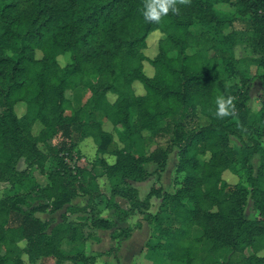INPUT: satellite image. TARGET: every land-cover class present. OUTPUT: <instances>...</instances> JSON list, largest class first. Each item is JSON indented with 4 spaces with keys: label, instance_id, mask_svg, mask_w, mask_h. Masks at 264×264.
Wrapping results in <instances>:
<instances>
[{
    "label": "trees",
    "instance_id": "obj_1",
    "mask_svg": "<svg viewBox=\"0 0 264 264\" xmlns=\"http://www.w3.org/2000/svg\"><path fill=\"white\" fill-rule=\"evenodd\" d=\"M144 2L0 0V264H95L102 253L86 252L87 242L98 240L94 232L111 231L116 243L127 240L132 228L117 224L135 214L157 240L147 248L148 256L158 257L153 263L264 264V110L254 119L260 127L247 124L248 62L232 52L244 38L264 88V0H177L179 12L159 22L145 21ZM236 20L247 29L236 31ZM194 27L201 32L193 34ZM155 31L161 38L149 59L146 39ZM67 55L61 66L58 58ZM145 61L154 69L151 77ZM135 82L142 95L133 90ZM76 89L89 97L67 114L66 92ZM218 96L234 97L231 116H216ZM18 104L24 106L21 116ZM98 116L113 125L117 141ZM36 123L41 129L33 135ZM244 124L255 137L235 146L230 136ZM88 137L96 145L90 170L71 164L77 144ZM51 140L42 153L39 145ZM151 145L156 148L147 154ZM174 149L175 171L183 175L175 191L152 187L141 199L132 182L159 180ZM253 155H259L255 175ZM21 158L26 167L19 171ZM96 165L104 169L109 193L99 187ZM34 171L45 186L37 184ZM225 171L241 182L229 184ZM77 197L87 202L83 217L71 221L68 216L80 211L70 205ZM153 197L160 202L151 213ZM248 200L251 218H245ZM102 203L111 216L102 217ZM64 207L61 222L50 229L36 216ZM247 249L249 255L234 259Z\"/></svg>",
    "mask_w": 264,
    "mask_h": 264
},
{
    "label": "rangeland",
    "instance_id": "obj_2",
    "mask_svg": "<svg viewBox=\"0 0 264 264\" xmlns=\"http://www.w3.org/2000/svg\"><path fill=\"white\" fill-rule=\"evenodd\" d=\"M218 9H221L223 11H230V8L226 5H219L217 6ZM248 25L241 20H236L233 23V28L236 31H245L247 29ZM193 34H198L201 32V29L199 27L192 28ZM161 38V34L158 31L152 32L146 39L147 47L144 51L145 56L147 58H153L157 52H158V41ZM233 55L235 58L240 60H245L248 62L247 64V72H246V79L245 82L246 88L248 89L249 93V113L247 117V124L252 127H260L255 122L256 115L264 110V88L261 84L260 79L258 78V75L256 73V67L253 63L250 62L251 59H253L255 56L252 55L250 52V49L245 42L244 38H241L237 41V43L233 46ZM37 56H40V53H36ZM59 64L61 66H64L66 63L69 62V56L59 57L58 58ZM145 66L147 67V73L149 75L154 74L153 67L147 62H144ZM148 75V74H147ZM150 77V76H149ZM237 83L238 79L235 80ZM133 90L136 91L139 89V84L137 82L133 83ZM140 91V90H139ZM143 91V90H141ZM66 97L68 98L69 105L67 108V114H70L71 111L78 109L81 107L84 102L89 97V92H87L84 89H76L74 91H68L66 92ZM108 99L113 102L115 99L114 95H109ZM15 111L18 116L23 115L24 113V106L22 104H18L15 107ZM99 119H101V116H98ZM102 120V119H101ZM102 129L111 134L113 136V139L115 141L118 140V135L116 129H114L113 125L105 120H102ZM41 129V125L35 124L32 127V133L33 135H37ZM246 124L244 126H239L236 128L235 134H232L230 136L231 143L235 146H240L245 143L251 142L248 138L249 137H255V131L251 130L249 133L245 132ZM55 141L51 140L47 143L40 144V150L45 151L47 148V145L54 144ZM260 144L262 147H264V138L260 140ZM122 146L121 144L119 145ZM156 148V145H151L146 149V153H151ZM73 160L71 161V164L73 166H76L77 168H85L87 170L91 169V164L96 162V145L94 144L92 138L88 137L85 138L77 144V148L75 151H73ZM104 161L108 164H113L115 162V157L113 156H104ZM178 162V156H177V149H174L168 156L165 163L164 171L160 174V179L157 180V177H152L151 179L145 181V182H132V184L139 193V196L141 199L145 197V195L150 191L152 187H161L164 191H167L168 193H171V189L178 186V183L181 181L183 175L177 174L175 171L176 165ZM249 162L252 165L253 168V174H256L257 167L259 164V155H253L249 158ZM49 165V161L45 165L46 167ZM26 167L25 161L23 158H21L17 164L16 169L19 171L24 170ZM89 168V169H88ZM152 170L153 167H150ZM95 173L97 174V182L99 184V187L101 190L105 193H109V187L107 183V179L104 174V169L99 167L98 165L95 166L94 169ZM33 176L40 186H45L46 180L42 174H40L38 171L33 172ZM222 177L225 181H227L229 184H235L237 182H241V180L238 179L237 176L231 174L228 171H225L222 174ZM138 185V186H136ZM4 185L0 184V195L2 193ZM176 189V188H175ZM119 197L115 198L118 199ZM118 200L125 202L124 209L128 208V205L125 200L122 198H119ZM87 200L85 197H77L74 198L70 205L72 207H77L78 210H80L78 213L73 214L71 216H68V219L71 221L80 220L83 216V210L82 207L86 204ZM159 199L153 197L151 199V207L149 208V212L154 213L157 211L158 205H159ZM118 203V202H117ZM122 203V202H121ZM37 204V203H34ZM33 204V205H34ZM120 205V203H118ZM99 209L102 210V217H108L112 215V212L105 210L104 203L99 205ZM67 207H64L62 210L56 212L55 214H48L47 212L41 213L37 212L36 216L39 217L42 220L49 221L51 223L49 229L54 226L55 224L61 222L62 218L61 215L66 211ZM255 214L253 204L251 200H248V203L245 207V218H251ZM118 227H127L130 226L132 228L131 235L129 239L124 240L120 243H116L110 239V232L111 231H102L99 232V234L95 231L94 234L98 237L97 241L89 240L86 244V252L88 253H102V256L97 258L95 264H165V262L162 261H156L153 263V258H158L157 256H148L147 248H149L150 245L156 244L157 240L156 238L151 236V229L150 225H148L141 217V215L135 214L132 217L128 219L126 223H118ZM98 231V230H97ZM89 233V232H88ZM198 234V230H194V236ZM99 235V236H98ZM21 246L24 245V243H20ZM113 248H115V251L113 252ZM0 252H4V248L0 246ZM251 253L249 249L245 250L242 254H235L234 259L240 260L243 256H247ZM259 255H264V250L259 252ZM23 259L26 261V257H23ZM155 260V259H153Z\"/></svg>",
    "mask_w": 264,
    "mask_h": 264
},
{
    "label": "clouds",
    "instance_id": "obj_3",
    "mask_svg": "<svg viewBox=\"0 0 264 264\" xmlns=\"http://www.w3.org/2000/svg\"><path fill=\"white\" fill-rule=\"evenodd\" d=\"M170 11L174 14L179 12L177 0H145L142 14L145 21L159 22ZM233 101L234 97L232 96H218L216 98V116L218 118L231 116L235 111Z\"/></svg>",
    "mask_w": 264,
    "mask_h": 264
},
{
    "label": "crops",
    "instance_id": "obj_4",
    "mask_svg": "<svg viewBox=\"0 0 264 264\" xmlns=\"http://www.w3.org/2000/svg\"><path fill=\"white\" fill-rule=\"evenodd\" d=\"M144 72L146 73V75L147 76H150L151 77V75H149V73H147V67L145 66V64H144ZM138 83V82H137ZM139 84V89L136 91V94L137 95H142L143 93H144V90H143V88H142V86H141V84L140 83H138ZM134 85V84H133ZM140 90V91H139ZM141 90H143V91H141ZM143 183V182H142ZM132 184H134V183H132ZM136 186H138V185H136ZM136 188H138V187H136ZM176 188V187H175ZM175 188H172L170 191H171V193H173L174 191H175ZM139 189V188H138ZM167 192V191H166ZM119 199V198H118ZM118 199H116V202H118V203H120V206L122 207V208H126L125 206V202L124 201H121V200H118ZM122 202V203H121ZM98 234H99V232H102V230H98V231H96ZM99 236V235H98Z\"/></svg>",
    "mask_w": 264,
    "mask_h": 264
}]
</instances>
